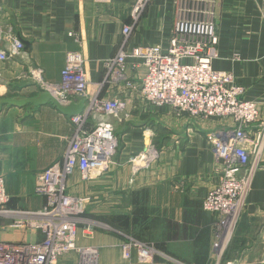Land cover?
I'll list each match as a JSON object with an SVG mask.
<instances>
[{
	"label": "crops",
	"instance_id": "obj_1",
	"mask_svg": "<svg viewBox=\"0 0 264 264\" xmlns=\"http://www.w3.org/2000/svg\"><path fill=\"white\" fill-rule=\"evenodd\" d=\"M134 1L0 0V23L12 27L26 52L25 58L0 63V98L38 95L29 86V65L42 69L46 81L59 82L68 51L81 52L90 93L112 95L116 89L109 83L99 85L106 74L103 62L121 46V28L130 23ZM171 2L150 0L126 46L165 45L173 19ZM215 2L219 42L212 67L230 72L243 87L244 98L264 112V0ZM109 122L118 140L116 164L68 189L88 199L78 235L91 234L87 243L96 252L95 264H142L135 252L123 258L120 243L128 237L143 242L147 236L160 255L145 264H264V145L230 242L218 257L213 250L215 215L201 208L202 197L218 180V163L206 136L229 130V121L176 117L167 107L132 99ZM71 135L69 116L51 103L0 105V151H6L0 152V176L6 194L15 198L9 201L13 208L37 211L44 206L45 199L33 192L35 174L63 161ZM147 142L158 148L159 158L132 174L127 158ZM13 229L7 223L0 226V241L41 238L38 231Z\"/></svg>",
	"mask_w": 264,
	"mask_h": 264
},
{
	"label": "built area",
	"instance_id": "obj_2",
	"mask_svg": "<svg viewBox=\"0 0 264 264\" xmlns=\"http://www.w3.org/2000/svg\"><path fill=\"white\" fill-rule=\"evenodd\" d=\"M149 1H134L130 23L121 28V46L103 62L106 74L99 85L109 83L116 89L112 95L90 93L92 83L79 51L66 52L59 82L46 81L42 69L28 66V77L37 91L51 93L63 105L81 101L83 109L69 117L72 135L63 161L35 174L33 192L45 199L40 210L4 209L9 197L0 176V216L21 215L12 227L41 233L40 240L34 242L0 241V264H57L76 248L80 215L88 199L69 193V184L86 183L116 164L118 140L109 119L119 118L132 99L153 108L167 107L176 117L229 121V130L206 136L218 163V180L201 199L202 210L215 215L214 255L219 257L228 245L264 145V112L244 98L243 87L230 72L212 67L219 42L215 0H172L173 19L166 44L127 47V39ZM15 57H26L24 43L12 27L0 23V63ZM158 158V148L147 142L128 156L127 164L132 174H137ZM120 250L125 259L135 252L138 263L152 262V250L131 237L120 243Z\"/></svg>",
	"mask_w": 264,
	"mask_h": 264
},
{
	"label": "rangeland",
	"instance_id": "obj_3",
	"mask_svg": "<svg viewBox=\"0 0 264 264\" xmlns=\"http://www.w3.org/2000/svg\"><path fill=\"white\" fill-rule=\"evenodd\" d=\"M2 151H4V150H2ZM2 151H0L1 154L6 153V151L5 152H2ZM11 199H12V202H15V198H9V200H8L7 204L5 205V208L4 209L12 210V211H15V212L16 211H18V212H20V211L21 212H35V211H31V210H24L25 208L24 209H21V208H13V206H12L13 204L9 203V201L11 202ZM19 216L21 217V215H2V216H0V226L4 225L5 223H7V225H9V226H12L14 224V221L15 220H18L17 218ZM22 219L24 220L25 218L23 217ZM12 228H14V227H12ZM25 228H27V227H24V230H25ZM13 230L17 231L16 228L13 229ZM20 230H22V228H20ZM87 234L85 233V234H83V236L81 234L78 235V238L76 240V248L74 250L68 252L64 256L63 259L61 258L57 262V264H81V261L82 260H83V263L84 264H88V262H87L88 259L85 260L83 258V251L88 250V243H87V241L91 237V234L90 233H87ZM1 235L2 234H0V239H3L1 237ZM132 235L134 237L136 236V234H132ZM147 237H149V239L151 241H153L150 236H147ZM147 237H146V239H143V242H141V243L143 245L149 247L152 250V253H153L152 261H153L154 258H155V256L160 255V252H159V250H157V248L154 246V244L151 243V241H148ZM91 251H94V253H95L94 255H96V252H95L94 248H92ZM94 255L93 256H90V257H92V260H93V262L95 264L96 263V260H95L96 257ZM136 257H137V255H136Z\"/></svg>",
	"mask_w": 264,
	"mask_h": 264
},
{
	"label": "water",
	"instance_id": "obj_4",
	"mask_svg": "<svg viewBox=\"0 0 264 264\" xmlns=\"http://www.w3.org/2000/svg\"><path fill=\"white\" fill-rule=\"evenodd\" d=\"M26 84V83H22ZM29 86H35V82L29 83ZM51 103L63 115L69 117L79 114L83 109V103H70L68 105L61 104L51 93L45 91H38L37 96L24 97V98H0V105H9L18 108L25 107L27 105L38 107Z\"/></svg>",
	"mask_w": 264,
	"mask_h": 264
},
{
	"label": "bare ground",
	"instance_id": "obj_5",
	"mask_svg": "<svg viewBox=\"0 0 264 264\" xmlns=\"http://www.w3.org/2000/svg\"><path fill=\"white\" fill-rule=\"evenodd\" d=\"M227 240V238H225L224 239V242ZM223 242V243H224ZM95 253H94V251H91V249H88V250H85V251H83V258L86 260V259H88V264H94V262H93V260H92V257H90V256H93ZM95 256V255H94ZM84 260V261H85Z\"/></svg>",
	"mask_w": 264,
	"mask_h": 264
}]
</instances>
